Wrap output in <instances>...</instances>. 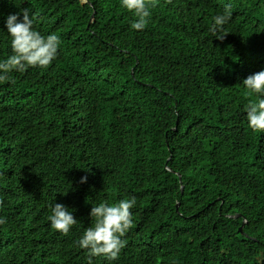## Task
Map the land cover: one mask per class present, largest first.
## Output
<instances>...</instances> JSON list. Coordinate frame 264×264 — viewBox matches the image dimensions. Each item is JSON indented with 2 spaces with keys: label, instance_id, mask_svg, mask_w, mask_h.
<instances>
[{
  "label": "trees",
  "instance_id": "obj_1",
  "mask_svg": "<svg viewBox=\"0 0 264 264\" xmlns=\"http://www.w3.org/2000/svg\"><path fill=\"white\" fill-rule=\"evenodd\" d=\"M93 1L89 24L84 0H0V61L12 54L10 14L27 8L44 36L64 26L50 68L14 71L15 83H0V264H35L32 251L49 238L60 241L65 264H80L91 208L100 190L114 187L136 199L116 264H264V132L235 110L244 103L246 113L257 96L229 87L248 73L244 61L264 70V0H155L143 30L132 29L137 18L121 0ZM225 5L232 15L220 41L209 29ZM45 83L52 93L32 97ZM76 113L62 127L63 116ZM96 142L110 148L103 165L118 160L121 145L128 157L116 172L96 169ZM53 173L62 190L38 189L36 180ZM16 194L32 212L18 216ZM55 203L77 220L67 235L51 227ZM235 213L248 220L242 230Z\"/></svg>",
  "mask_w": 264,
  "mask_h": 264
},
{
  "label": "clouds",
  "instance_id": "obj_2",
  "mask_svg": "<svg viewBox=\"0 0 264 264\" xmlns=\"http://www.w3.org/2000/svg\"><path fill=\"white\" fill-rule=\"evenodd\" d=\"M92 9L91 18L89 24L94 21L96 15L95 5L93 0H84ZM167 3H171V0H167ZM121 4L128 11L132 12L137 18L132 24V29L143 30L149 23L151 16L150 7L155 6V0H121ZM22 14V19H18V16ZM44 16V11L42 12ZM232 15L231 5H225L222 14L215 16L214 23L212 24L209 31L212 35L223 41L225 36L228 34L224 31V25L229 22ZM55 26H59V18L55 21ZM62 25L56 34H49L47 36L42 35L39 31L33 28V19L27 8H23L20 14H10L6 20L7 33L11 37V49L12 54L3 61H0V83L11 80L15 83L14 79H11L10 73L12 72H24L29 67L47 68L57 58L58 49L60 46V38L58 33L62 30ZM240 50V49H238ZM242 50L236 51V55L240 54ZM243 53V52H242ZM244 53L238 62H242ZM138 58V57H137ZM136 58V59H137ZM138 60V59H137ZM246 64V70L248 73L245 74L244 79L238 78L235 83H230L229 87L232 88L230 91L229 87L224 84L218 85L216 88L218 91L229 90L233 93L236 87L246 88L248 95L256 94V100H250L246 106V113L242 111V105L244 103H236L235 110L236 115L242 120L248 123L249 127L254 132H264V70L256 72V66L251 62ZM50 68V67H49ZM135 80L140 84H145L143 79L139 77L140 69L138 67L132 69ZM237 76L234 77V79ZM39 89L40 93L32 95L48 96L52 90H50V84H42ZM151 86V85H150ZM176 107L178 101L176 100ZM35 112L38 107L34 103ZM76 114L64 115L62 118V127L68 125L72 119L77 116ZM178 115L175 117V123H178ZM176 127L171 128L168 131V135H171L175 131ZM226 140V139H224ZM228 141V140H226ZM96 147L99 149L93 154L92 163L100 169L99 166L103 167L101 171L115 172L118 169L115 167L126 161L127 155L121 151V145L114 146L116 148V157L118 158L112 164L103 165L102 161L106 159L108 144H100L96 142ZM250 149V147L248 146ZM85 150L88 156L92 155L91 145L88 143L85 145ZM170 158L168 159L166 167L171 171ZM178 180L183 191V185L181 175L176 173ZM180 176V177H179ZM69 179V178H68ZM86 177L81 178V182H85ZM38 189L48 192L50 194L54 190H62L58 188V174L53 173L48 176H42L36 180ZM68 190L69 189H64ZM101 191V198L97 201V205L91 208L90 215L94 220L93 226L87 228L83 233L82 238L78 241V245L82 249H86L81 254L80 264H116L114 260L119 258L121 250L126 246V240L123 237L133 226V219L131 209L136 204L135 197L125 199L122 192L116 187L104 188ZM18 198V216L24 212H32V202L24 200L22 197L16 194ZM122 198V200H120ZM14 200V198L12 199ZM3 205V200L0 199V207ZM179 203L176 206L178 210ZM52 214L48 217L51 222V227L60 232L63 235H67L73 225L77 223L76 218L73 216L63 204L55 203L51 208ZM243 217V222L240 230L243 229L245 224L248 222L246 218L239 213L232 215L233 218ZM6 223L5 218L0 217V225ZM21 224L23 222L21 220ZM3 240V237H0ZM35 245L34 242L30 243ZM59 244V246H58ZM55 246V247H54ZM54 247V248H53ZM2 243H0V261L3 258ZM32 260L35 264L36 260L39 262H45L46 264H65L63 261V247L60 241L54 238H49V244H45L44 247L34 248L32 251Z\"/></svg>",
  "mask_w": 264,
  "mask_h": 264
},
{
  "label": "bare ground",
  "instance_id": "obj_3",
  "mask_svg": "<svg viewBox=\"0 0 264 264\" xmlns=\"http://www.w3.org/2000/svg\"><path fill=\"white\" fill-rule=\"evenodd\" d=\"M50 90H53V88H52V87H50ZM50 93H52V91H51Z\"/></svg>",
  "mask_w": 264,
  "mask_h": 264
},
{
  "label": "water",
  "instance_id": "obj_4",
  "mask_svg": "<svg viewBox=\"0 0 264 264\" xmlns=\"http://www.w3.org/2000/svg\"><path fill=\"white\" fill-rule=\"evenodd\" d=\"M180 177V176H179ZM180 181V180H179Z\"/></svg>",
  "mask_w": 264,
  "mask_h": 264
}]
</instances>
